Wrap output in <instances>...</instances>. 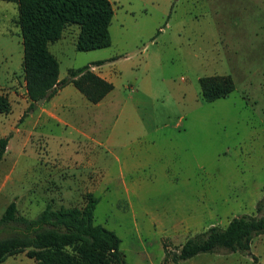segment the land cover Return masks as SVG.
Instances as JSON below:
<instances>
[{
  "label": "rangeland",
  "instance_id": "374dc122",
  "mask_svg": "<svg viewBox=\"0 0 264 264\" xmlns=\"http://www.w3.org/2000/svg\"><path fill=\"white\" fill-rule=\"evenodd\" d=\"M110 2L109 47L78 51L76 25L49 45L61 77L100 58L115 80L86 124L71 112L78 90L66 88L75 105L60 111L63 124L42 112L49 100L28 109L17 6L0 0V95L9 102L0 113V137L9 138L0 215L12 200L33 218L47 204L83 206L92 193L93 221L121 239L126 263L162 264L164 244L175 251L212 225L255 214L264 195V0ZM214 74H229L234 90L205 102L198 78ZM72 126L102 143L90 144L94 155L82 154L86 139ZM2 264L37 263L21 252ZM176 264H264V234L248 252Z\"/></svg>",
  "mask_w": 264,
  "mask_h": 264
},
{
  "label": "trees",
  "instance_id": "16d2710c",
  "mask_svg": "<svg viewBox=\"0 0 264 264\" xmlns=\"http://www.w3.org/2000/svg\"><path fill=\"white\" fill-rule=\"evenodd\" d=\"M3 1L17 6L15 22L22 37V73L29 110L41 98L51 99L69 83L93 104L113 90V84L91 71L88 64L70 68L67 76L59 80V62L49 50V44L58 41L72 25L79 29L75 43L78 51L109 47V26L114 14L109 0ZM198 82L205 102L226 97L234 90L229 74L202 76ZM8 111L9 102L0 95V113ZM8 141V137H0V163ZM97 203L98 198L87 193L83 206L54 208L47 204L29 218L18 211L12 200L0 215V264L21 252L37 264H127L120 249L121 239L93 221ZM263 234L264 195L256 203L255 214L232 217L225 226L212 225L188 238L175 251L164 244L162 264L179 263L200 253L248 252L253 237Z\"/></svg>",
  "mask_w": 264,
  "mask_h": 264
},
{
  "label": "crops",
  "instance_id": "0c3cea01",
  "mask_svg": "<svg viewBox=\"0 0 264 264\" xmlns=\"http://www.w3.org/2000/svg\"><path fill=\"white\" fill-rule=\"evenodd\" d=\"M110 1V0H109ZM17 19V18H16ZM15 19V20H16ZM16 23V22H15ZM17 25V24H16ZM73 26H69L67 27L64 32H63V35L62 37L59 39L61 40L62 38H64L65 36V33L67 31V29L71 28ZM75 28V27H74ZM78 28H75V35L78 34ZM77 37V36H76ZM58 40V41H59ZM57 42V41H56ZM55 43V42H54ZM52 44V43H51ZM50 45V44H49ZM50 50V49H49ZM51 52V51H50ZM52 53V52H51ZM54 56L55 54L52 53ZM56 57V56H55ZM57 58V57H56ZM58 60V59H57ZM98 61H103L101 60L100 58H96L95 60H91L90 63L88 65H94V70L93 72L96 73L97 75H99L100 77H102L103 79L111 82L115 88V80H114V75L112 74L111 70L109 69H104L102 68L104 66V63L100 64V65H96L94 63L98 62ZM59 62V61H58ZM214 75H217V74H214ZM218 75H221V74H218ZM210 76V75H209ZM65 77H61L60 74L58 75V79L61 80ZM200 78V77H199ZM198 78V79H199ZM70 85H73L71 83L65 85L64 87L60 88L57 93L51 98L49 99V102H48V105H46L47 108H44L42 110V112H44V114H46V118L49 119L50 121H55L57 123H65L66 124V118L65 120L61 117V115L59 114L60 111L62 113H64L65 111H68L70 112L72 107L75 105L73 104L72 105V102L68 103L66 100V96H65V90L66 88H68ZM24 87H25V83H24ZM113 88V90H114ZM112 90V91H113ZM72 94H73V91H70ZM111 92H109L101 101H99L98 103H90L87 99H84L85 97H82L83 95L78 91V93H74L80 100V104L81 105H76V108L74 111H71L73 112L72 113V116L76 119H78L80 121L81 124H86V123H89V121H87V117H88V113L90 112V110H92L93 108L96 109V107H100L102 102L106 99V97L110 94ZM73 94V95H74ZM81 94V95H79ZM71 116V118H73ZM70 124V123H69ZM68 124V125H69ZM178 125H181L180 123ZM74 130H77L79 133H81V135H83L86 139V143H84V148H83V151H82V154L83 155H94L95 154V149H94V146H90V144H98L101 146V142L97 141L96 138L94 137V134L93 132L91 134L89 133H84V131H82L81 129L78 128V126H72ZM59 138V141H66L68 140V138L66 136H64V138L61 139V136H57ZM61 139V140H60ZM108 140V139H107ZM88 159H91L88 157ZM201 254V253H200ZM198 255V254H197ZM196 256V255H195ZM194 257V256H193ZM190 259V258H189ZM188 260V259H187ZM176 264V263H175Z\"/></svg>",
  "mask_w": 264,
  "mask_h": 264
},
{
  "label": "built area",
  "instance_id": "2783aa9c",
  "mask_svg": "<svg viewBox=\"0 0 264 264\" xmlns=\"http://www.w3.org/2000/svg\"><path fill=\"white\" fill-rule=\"evenodd\" d=\"M89 68L93 71L95 67L93 65H89Z\"/></svg>",
  "mask_w": 264,
  "mask_h": 264
},
{
  "label": "water",
  "instance_id": "95a60500",
  "mask_svg": "<svg viewBox=\"0 0 264 264\" xmlns=\"http://www.w3.org/2000/svg\"><path fill=\"white\" fill-rule=\"evenodd\" d=\"M43 100H45V98H41L38 103H41Z\"/></svg>",
  "mask_w": 264,
  "mask_h": 264
}]
</instances>
